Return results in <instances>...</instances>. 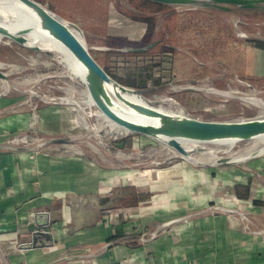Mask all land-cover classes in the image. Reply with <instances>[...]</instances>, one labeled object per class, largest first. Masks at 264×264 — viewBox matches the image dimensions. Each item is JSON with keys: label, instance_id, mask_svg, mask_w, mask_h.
<instances>
[{"label": "rangeland", "instance_id": "obj_1", "mask_svg": "<svg viewBox=\"0 0 264 264\" xmlns=\"http://www.w3.org/2000/svg\"><path fill=\"white\" fill-rule=\"evenodd\" d=\"M36 1L63 20L77 23L98 62L118 81L136 84L135 88L141 90L145 99L142 98L155 106L176 112L177 102L186 114L207 120L264 116V52L259 50L262 60H257L249 54L248 48L254 39L264 38V10L204 11L188 6L158 5L147 0ZM106 1L115 9L114 14L144 22L147 31L149 29L145 37L140 41L129 40L120 28H114L117 26H106ZM96 12L101 15L92 16ZM93 19L102 21L97 23ZM156 40L161 43L145 53L118 55L115 51L125 45H144ZM169 45L179 47L180 54H174L175 48ZM0 63L5 64L2 70L8 73L10 83L7 89L0 78V97L10 102L0 109V117L7 114L33 117L29 129L0 137V143L35 147L53 136L48 135L51 133L70 136L72 143L43 145L36 153L62 161L86 160L109 175L126 178L130 172L141 180L153 177L156 169L157 179L162 180L175 170L162 168L183 161L190 163L160 141L139 133L111 131L107 123L92 114L97 106L79 109L75 104L65 103L66 97L78 101L87 98V88L80 79L66 72L54 54L4 39L0 41ZM184 64L195 67L199 81L194 90L179 89L186 84L176 80L184 71ZM157 68L164 71L168 80H154V87H149L147 81ZM48 107L59 110L61 120L58 125L44 121L43 127L40 110ZM47 112L49 110L42 114ZM204 147L216 146L209 143ZM259 147L262 144L254 140L239 141L229 151L217 147L221 150L215 155L238 157L251 154ZM257 158L264 159V154ZM250 161L241 165L247 166ZM107 186L132 187L134 184L122 178ZM138 189L144 195L149 194L144 185Z\"/></svg>", "mask_w": 264, "mask_h": 264}, {"label": "crops", "instance_id": "obj_2", "mask_svg": "<svg viewBox=\"0 0 264 264\" xmlns=\"http://www.w3.org/2000/svg\"><path fill=\"white\" fill-rule=\"evenodd\" d=\"M114 13L106 1V26H117L129 40L145 37L144 22ZM97 19L93 22L102 21ZM194 68L185 66L177 82L199 81ZM8 104L0 97V109ZM40 120L42 126L44 121L58 125L60 111L40 110ZM32 123L29 114L3 115L0 137ZM36 152L0 150V264H264L263 158L223 167L183 161L162 168H175L162 180L158 169L141 180L109 175L86 160H55ZM122 178L133 182L134 191L117 207L74 209L70 203L71 197L107 196L129 187L107 186ZM141 185L148 195L138 189ZM41 211H49L53 220L39 228ZM37 229L50 232L53 244L22 248Z\"/></svg>", "mask_w": 264, "mask_h": 264}, {"label": "water", "instance_id": "obj_3", "mask_svg": "<svg viewBox=\"0 0 264 264\" xmlns=\"http://www.w3.org/2000/svg\"><path fill=\"white\" fill-rule=\"evenodd\" d=\"M22 4L26 9L34 13L40 21L41 30L48 33L53 39L59 42L64 49L73 56L84 68L85 84L89 95L95 105L113 123L126 128L131 133H139L163 141V143L174 150L181 158L188 160L191 164L201 167H223L241 164L246 161L256 159L260 155L256 152L244 160L237 159L233 155L218 156L208 161H191L188 159L193 153L206 152L204 146L199 149L188 150L182 140L196 141L201 144L234 140L235 144L239 141H250L264 136V116L254 118H237L230 120H207L174 111H167L154 104H144L136 101L131 96H142V92L133 86L121 83L115 79L93 56L84 39L83 29L75 22L63 20L52 10L36 0H14ZM171 6H188L191 8L215 9L230 11L233 8L242 10H264V0H147ZM7 16L6 12L0 9V18ZM29 27L8 29L0 24V33L11 38L23 46L28 41L27 35ZM264 40V38H260ZM161 40L149 42L144 45H125L115 51L127 54L145 53L156 47ZM170 47L174 48L172 45ZM36 51L46 54H53L51 51L43 50L39 45L26 46ZM0 65V78L8 80V73L2 70ZM197 81H188L181 90L196 89ZM172 84V83H170ZM178 85V84H177ZM1 95V93H0ZM233 96V94H230ZM235 96V95H234ZM144 98V97H143ZM145 99V98H144ZM127 106L133 115L143 116L148 119L146 122L132 120L123 112L122 105ZM182 108V106L176 102ZM73 138L70 136H51L43 140L37 146L19 145L18 143H0V150L8 151H29L36 152L43 145L47 144H70ZM132 187L115 188L112 195L100 196L92 194L87 197H71L70 203L73 208H84L93 205L98 210L110 209L119 206V202L124 195L132 194ZM44 220L38 223V227H44L52 223V214L49 211L39 213ZM53 244L52 234L48 231L37 229L32 232V240L22 245V248H35L38 246H49Z\"/></svg>", "mask_w": 264, "mask_h": 264}, {"label": "bare ground", "instance_id": "obj_4", "mask_svg": "<svg viewBox=\"0 0 264 264\" xmlns=\"http://www.w3.org/2000/svg\"><path fill=\"white\" fill-rule=\"evenodd\" d=\"M0 9H2L3 12L7 13V16H2V18H0V24L1 25L7 27L8 29H17V28H22V27H29L30 32L27 35L28 41L26 43V46L35 44V45H39L44 51L45 50L51 51L57 57L58 63H60L66 69V72L69 75H72V76L80 79L85 84V71H84L83 66L73 56H71L59 42H57L55 39H53L48 33L41 30L40 21L34 13H32L31 11L26 9L22 4L14 1V0H0ZM4 39H7L8 42L12 41L11 38L6 37L2 33H0V41H3ZM0 65L5 66V64H3V63H0ZM2 84L7 89H9L10 83L8 80L2 79ZM85 86H86V84H85ZM86 92H87V98L83 99L82 101L74 100L70 97H66L63 100L65 101V103L77 105L79 109H83L85 106H88V107L96 106L93 99L89 95V92L87 91V89H86ZM131 97L138 102H141L144 104H149L148 101L144 100L141 96L132 95ZM161 101H164V100H161ZM121 105H122L123 109H125L124 111H126V112H123V115H125L126 117H128L132 120H135V121H139V122L148 121V119L146 117L131 114V112H129L130 109L127 106H125L123 104H121ZM159 108L166 110L165 108H163L161 106H159ZM167 111H170V110H167ZM176 112L177 113H183V109L181 107L177 106ZM92 114L95 115V117L97 116L100 121H104L105 123H107L109 125L111 131H116V132H118V131L123 132L124 131L126 133H130L126 128L118 126L115 123H113L112 121H110L98 107H97V110H95ZM86 126L90 127L87 124H86ZM98 127L101 128V125H98ZM254 141L259 143L260 145L262 144V147H259L254 152L258 153L259 155L264 154V136L256 138V139H254ZM160 142L162 144H164L163 141H160ZM182 143L185 145V147L188 150L199 149L201 146L206 145V144H201L199 142L190 141V140H182ZM211 144H215L216 147L215 148L207 147L206 152L193 153L191 156L188 157V159L191 161L205 159L208 162H211L216 157V155H215L216 151L218 149H220L217 147H221V149L229 151L235 145V141L234 140H225L222 142L221 141L220 142H214ZM172 151L175 154H177L174 150H172ZM249 155L250 154H246V155L238 156L235 158L244 160ZM132 176L133 175L130 172H128L126 174V179L127 178L132 179Z\"/></svg>", "mask_w": 264, "mask_h": 264}, {"label": "trees", "instance_id": "obj_5", "mask_svg": "<svg viewBox=\"0 0 264 264\" xmlns=\"http://www.w3.org/2000/svg\"><path fill=\"white\" fill-rule=\"evenodd\" d=\"M147 2H149V1H147ZM154 4H158V5H161V3H154ZM147 21V23H149V20H146ZM149 32V29H148V31H147V33ZM248 48H250L249 49V54H252V56L253 57H255V59H257V60H262V57H261V59H260V54H258L259 53V50L261 51H263L264 52V40H261V39H254L253 41H251L250 42V45H248ZM116 54H118V55H128L127 53H121V52H118V53H116ZM106 69V68H105ZM107 70V69H106ZM108 71V70H107ZM109 72V71H108ZM110 73V72H109ZM111 74V73H110ZM112 75V74H111ZM113 76V75H112ZM114 77V76H113ZM115 78V77H114ZM115 79H117V78H115ZM118 80V79H117ZM120 81V80H119ZM121 82V81H120ZM121 83H123V84H126V85H131V84H127V83H125V82H121Z\"/></svg>", "mask_w": 264, "mask_h": 264}, {"label": "built area", "instance_id": "obj_6", "mask_svg": "<svg viewBox=\"0 0 264 264\" xmlns=\"http://www.w3.org/2000/svg\"><path fill=\"white\" fill-rule=\"evenodd\" d=\"M157 79H159V80L161 79L162 81L168 80V79H166V75H165L164 71H161L160 68L157 71L155 70V72L152 73V76L147 81V86L154 87V80H157Z\"/></svg>", "mask_w": 264, "mask_h": 264}]
</instances>
